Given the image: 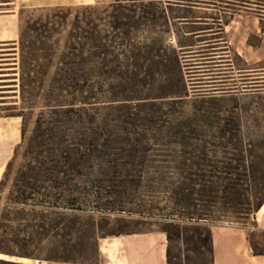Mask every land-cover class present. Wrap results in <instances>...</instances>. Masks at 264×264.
<instances>
[{
	"label": "trees",
	"instance_id": "trees-1",
	"mask_svg": "<svg viewBox=\"0 0 264 264\" xmlns=\"http://www.w3.org/2000/svg\"><path fill=\"white\" fill-rule=\"evenodd\" d=\"M259 2L114 0L78 7L68 30L70 8L46 9L45 20L22 22V52L35 33V53L55 68L35 74L46 84V101L28 137L24 114L15 115L25 147L1 209L0 238L22 246L49 240L65 249L44 258L23 253L38 264H97L100 239L153 232L138 227L159 217L166 264H181L179 242L201 264H214L211 227H245L264 203V149L248 157L238 126L220 117L226 102L240 108L238 95L264 93L260 81L246 80L264 67L238 69L246 82L239 92L195 84L192 66L201 64L189 62L201 55L199 46L216 51L224 44L229 52L224 27L235 5ZM203 8L215 14L198 15ZM170 34L173 44L164 39ZM231 144L236 153L227 151ZM112 214L124 217L111 227ZM72 250L83 261L67 255Z\"/></svg>",
	"mask_w": 264,
	"mask_h": 264
},
{
	"label": "rangeland",
	"instance_id": "rangeland-1",
	"mask_svg": "<svg viewBox=\"0 0 264 264\" xmlns=\"http://www.w3.org/2000/svg\"><path fill=\"white\" fill-rule=\"evenodd\" d=\"M8 1V0H2ZM114 0H97V2L93 5H98L100 7L106 6L110 2ZM264 2V0H261ZM259 4L263 7H256L258 10L264 11V3L259 2ZM80 6H66L63 8H70L71 9V16L67 22L66 30L69 29L70 24L72 22L73 14L76 12ZM219 7V6H218ZM55 7H48L46 9H52ZM46 9H37L36 12H30L31 9L27 10V12L22 13L21 17L18 13V36L15 39V45H3L7 42L1 43L0 45V59H13V60H5L0 61V64L4 63H16L14 66L16 70L11 71L10 73H16V76L12 77H0L1 80L3 79H16V81L10 82H0V86L5 85H16V87L10 88H0V92L5 91H16L15 93H0V97L6 96H16L12 100H8L11 102H15L16 104L10 105H0V115L2 116H15L17 114H24L25 119V130H26V137H28L33 129L36 114L39 112L40 107L46 101V84L41 86L35 80V74L38 73H46V69H50L51 71L55 68L54 64H46V60L39 59L37 53H35L36 48L40 47V44L37 42L36 34L30 33V36L25 39L23 52L22 47L19 43V33L21 23H36L39 22V18H43L45 20ZM219 9V8H218ZM5 11V8L1 9ZM200 16H209L215 14L214 11L210 12H202L196 11ZM264 13V12H263ZM225 18L227 16H224ZM210 21V20H209ZM262 29L264 30V22L262 23ZM211 37H205L204 39H210ZM164 39L168 40L170 43H174L173 36L166 35ZM257 38L250 37L248 42L251 44L257 43ZM33 43L35 47L29 44ZM209 41H205L207 43ZM51 44V42H50ZM210 45V44H209ZM221 48L216 49L214 51L211 47H207L205 45L199 46L198 49L201 50V55L197 58H191L190 64H201L195 65L193 71V76L195 80V84H202L206 83L208 87H213L214 85H221L224 86L223 88H237L239 92H242L243 88L245 87L243 84L246 83L243 81V78L237 74L238 69L242 68H259L264 67V61L258 64H253L249 66H245L244 63L235 56L233 53H229L225 51L224 44H219ZM14 49V50H8ZM2 54H14V55H4ZM231 67L228 65L229 63ZM198 67V68H197ZM0 68H6L5 66H0ZM197 68V69H195ZM263 71L259 72V74H254L253 78H249L246 80L252 81L251 83H257L256 81H261L258 83L259 89H263L264 87V69L258 70ZM1 74L7 72H0ZM245 80V79H244ZM248 83V82H247ZM235 85V86H234ZM250 87H257L255 85L248 86ZM240 100V108L234 109L233 104L231 102H226L222 105V111L220 113V117L223 118L226 125L238 126L240 129V138L242 140V149L245 151V154L249 157V153H254L264 149V93L260 94L259 96H242L241 94L238 95ZM2 102V101H0ZM188 111V109H186ZM20 118V117H18ZM21 122V141L14 149L13 157L11 158V166L9 167L8 171L6 172L5 178H3L2 186L0 187V219H1V209L2 206L7 203L10 189L12 182L20 169L22 164V153L25 147V142H22V119H19ZM215 133V131H214ZM212 140V139H211ZM227 140H224V143ZM233 145H229L227 147V151L231 153H236L233 151ZM219 151V150H218ZM221 153H218V157H222ZM235 165V163H232ZM234 178V177H233ZM248 181V180H247ZM250 181V180H249ZM124 215H110V226H116L117 224L114 223L115 218H123ZM129 219V218H125ZM134 220V219H133ZM142 221L147 222L148 224H142V226L138 227L142 231L152 230L158 231L159 226L163 223V219L159 217L155 218H148L143 219ZM152 224V225H151ZM154 224V225H153ZM233 228V229H240L245 228L246 232V240L248 246H253L256 253H264V231H256L252 229L251 221H248L245 224V227L242 226L240 223L234 224H220L211 227V230L219 231L218 228ZM111 238V237H108ZM60 239H58L59 241ZM58 242L52 244L49 240L43 243L32 244L28 246L18 245V243L12 242L9 238H0V254L8 256L9 258H13L12 261L16 263L18 259L24 258L28 260V263L22 264H38V261L34 258H28L22 256L23 253L31 255V257H50V256H61L64 255L63 252L65 249L61 247V245L57 244ZM177 252L180 254V263L181 264H201V260L197 259V256L183 243L179 242L176 244ZM251 249V247H250ZM71 250V249H69ZM72 253L67 252V255H73L72 257L77 258L78 261H83L81 256L74 252ZM252 252V249H251ZM8 253H13V255H9ZM253 253V252H252ZM71 257V256H70ZM6 261V260H5ZM31 261V262H30ZM42 264H48L45 261H42ZM54 264V263H53ZM98 264V262H97ZM207 264V262H206Z\"/></svg>",
	"mask_w": 264,
	"mask_h": 264
},
{
	"label": "crops",
	"instance_id": "crops-1",
	"mask_svg": "<svg viewBox=\"0 0 264 264\" xmlns=\"http://www.w3.org/2000/svg\"><path fill=\"white\" fill-rule=\"evenodd\" d=\"M97 0H0V45H15L18 36V12L24 9H46L48 7L93 5ZM245 5V6H243ZM250 6V7H246ZM230 22L224 27V39L229 53L237 54L247 65L264 61V11L258 10L256 4L235 5ZM5 8V11L1 9ZM198 11L210 12L203 8ZM257 38L256 44L248 42L250 37ZM14 50V49H8ZM2 51V50H0ZM14 55V54H2ZM13 60V59H9ZM0 61H5L0 59ZM16 63H4L0 66V77L16 76ZM16 79H0V82H14ZM261 82V81H260ZM16 87L5 85L0 88ZM5 91L0 93H15ZM16 96L0 97V105L16 104L12 100ZM20 118L0 115V182L4 178L6 166L14 154L15 147L21 141ZM264 203L251 219L252 229L264 231ZM212 230L214 264H264V254L254 255L246 240L245 228H218ZM104 243V244H103ZM106 244V247L104 245ZM103 247V248H102ZM98 264H166V236L159 231L122 235L103 238L98 242Z\"/></svg>",
	"mask_w": 264,
	"mask_h": 264
},
{
	"label": "bare ground",
	"instance_id": "bare-ground-1",
	"mask_svg": "<svg viewBox=\"0 0 264 264\" xmlns=\"http://www.w3.org/2000/svg\"><path fill=\"white\" fill-rule=\"evenodd\" d=\"M263 211H264V207H263ZM104 247H106V244L104 245ZM0 260H6L7 261V260H13V258H9L8 256H5L3 254H0ZM18 262H20V263H28V260L27 259H24V258H21V259H18Z\"/></svg>",
	"mask_w": 264,
	"mask_h": 264
},
{
	"label": "flooded vegetation",
	"instance_id": "flooded-vegetation-1",
	"mask_svg": "<svg viewBox=\"0 0 264 264\" xmlns=\"http://www.w3.org/2000/svg\"><path fill=\"white\" fill-rule=\"evenodd\" d=\"M4 60H9V59H4Z\"/></svg>",
	"mask_w": 264,
	"mask_h": 264
}]
</instances>
